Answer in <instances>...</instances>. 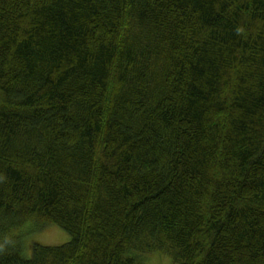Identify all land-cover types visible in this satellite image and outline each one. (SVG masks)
Instances as JSON below:
<instances>
[{
  "label": "trees",
  "instance_id": "16d2710c",
  "mask_svg": "<svg viewBox=\"0 0 264 264\" xmlns=\"http://www.w3.org/2000/svg\"><path fill=\"white\" fill-rule=\"evenodd\" d=\"M152 253L264 264V0H0V264Z\"/></svg>",
  "mask_w": 264,
  "mask_h": 264
},
{
  "label": "rangeland",
  "instance_id": "374dc122",
  "mask_svg": "<svg viewBox=\"0 0 264 264\" xmlns=\"http://www.w3.org/2000/svg\"><path fill=\"white\" fill-rule=\"evenodd\" d=\"M27 226L20 227L18 234L20 235V241L22 244V254L25 257H29L31 254L32 241L39 242L44 245H60L67 242L70 239V235L62 228L55 224L44 226L42 229L36 231L27 229ZM145 256V262L147 264H175L172 259L166 255H159L152 253Z\"/></svg>",
  "mask_w": 264,
  "mask_h": 264
}]
</instances>
